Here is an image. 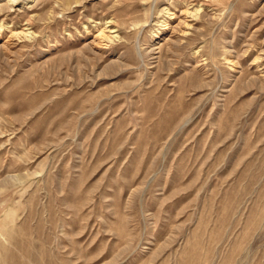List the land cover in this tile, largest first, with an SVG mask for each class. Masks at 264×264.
<instances>
[{
  "label": "rangeland",
  "instance_id": "obj_1",
  "mask_svg": "<svg viewBox=\"0 0 264 264\" xmlns=\"http://www.w3.org/2000/svg\"><path fill=\"white\" fill-rule=\"evenodd\" d=\"M0 264H264V0H0Z\"/></svg>",
  "mask_w": 264,
  "mask_h": 264
},
{
  "label": "bare ground",
  "instance_id": "obj_2",
  "mask_svg": "<svg viewBox=\"0 0 264 264\" xmlns=\"http://www.w3.org/2000/svg\"><path fill=\"white\" fill-rule=\"evenodd\" d=\"M194 10V9H193ZM201 12H202V10L201 9H196L195 11H191V12H187V15L189 16V17H191V18H198L199 16H200V14H201ZM165 23H166V21H165ZM167 24V23H166ZM3 29V28H2ZM111 34H114V33H116V31H112V32H110ZM26 34V33H25ZM25 34H23V35H25ZM17 35H21V34H17ZM26 36V35H25ZM113 36V35H112ZM102 37L104 38V39H106V40H108V41H111V38H116V37H110L109 35H105V34H102Z\"/></svg>",
  "mask_w": 264,
  "mask_h": 264
}]
</instances>
